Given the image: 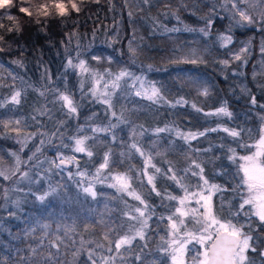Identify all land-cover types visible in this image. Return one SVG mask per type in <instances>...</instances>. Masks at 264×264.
<instances>
[{
  "label": "trees",
  "instance_id": "obj_1",
  "mask_svg": "<svg viewBox=\"0 0 264 264\" xmlns=\"http://www.w3.org/2000/svg\"><path fill=\"white\" fill-rule=\"evenodd\" d=\"M26 2L13 0L8 15L0 14V156L18 162L12 175H29L19 185L0 183V264H171L163 251L177 202L170 197L195 180V162L232 193L236 178L225 177L239 157L229 163L228 152L248 148L229 143L223 129L242 134L264 115V83L252 78L264 18L242 21L233 0H76L80 11L69 5L63 17L56 9L28 16L19 11ZM246 37L252 49L244 62L235 60L229 51ZM188 49L196 53L185 59ZM81 60L86 70L75 67ZM121 71L130 75L114 88ZM153 87L159 96L150 100ZM221 107L231 116L216 114ZM17 124L29 135L23 151L13 147ZM76 139L84 140V152L75 151ZM121 175L144 204L120 189ZM89 187L95 196L84 191ZM137 226L144 238L135 235L117 252L115 242ZM262 244L261 238L255 253L264 259Z\"/></svg>",
  "mask_w": 264,
  "mask_h": 264
},
{
  "label": "snow or ice",
  "instance_id": "obj_2",
  "mask_svg": "<svg viewBox=\"0 0 264 264\" xmlns=\"http://www.w3.org/2000/svg\"><path fill=\"white\" fill-rule=\"evenodd\" d=\"M145 2H147V0H145ZM244 2L247 3L248 0H244ZM256 2L258 4H264V0H256ZM69 5L72 10L76 12L80 11V7L78 6L76 0H68L67 4L64 2V0H52L51 5H49L48 3L38 5L37 14L48 16L50 15L49 7H51L56 9L59 16L63 17L68 14ZM12 6L13 0H0V8ZM233 6L235 7V5ZM19 11L21 13H25L28 16L33 15V13L26 7H21ZM238 15L240 16L242 21H245L249 24L254 22L253 17L245 11H238ZM261 16L262 18H264V12L261 13ZM8 20L16 23L17 27L15 30H20L18 21H16L15 17L9 15ZM2 27L4 26L0 25V28ZM8 31L11 32L13 31V29L9 28ZM201 31H203V29H201ZM224 39L230 41L231 38L225 37ZM3 40L4 37L0 36V41ZM0 51H3V49H0ZM132 51L133 54H135L134 50ZM92 58L94 60L101 59V57L98 56H93ZM236 59H240V57L237 56ZM187 62L196 63L197 61L193 59ZM225 63L227 62L225 61ZM69 64L71 65V61H69ZM75 67L86 70L85 62L83 60L80 61L79 65H75ZM128 75H130V73L121 71L119 75L116 76V79L115 81H113L112 86L114 88L118 87L119 85L117 82L122 77ZM136 79L139 80L140 78L137 77ZM105 88H107V85H105ZM204 94L207 95L206 90ZM136 95H141V92H137ZM19 96V92L13 95L12 102L16 104L20 103ZM158 96L159 89L153 87L151 95H149L147 98L151 100L153 99V97ZM60 98L65 101L66 106L68 107L70 112H76V108L73 106L72 100L69 98V96L62 95ZM105 103H108V101H105ZM253 103H255V100H253ZM193 107H195V105H193ZM216 114L231 116V113L228 112L224 107L219 108ZM113 115H115V113H113ZM16 123H19V121H17ZM5 127H7V124H5ZM157 131H164V129H157ZM212 131H216V129H212ZM223 131L228 132L229 135L234 138L240 136V132L236 130L224 128ZM203 134L204 133H200V135ZM195 135L196 134H189V137L195 138ZM189 137H185V139H188ZM75 143V151L84 152L86 150L83 146V139H76ZM133 147H135V145H133ZM244 147H254L255 151H252L249 155H243L239 157V160L242 161V163H240L238 166L239 172L242 173L240 183L244 186L247 193L245 197H242L240 208L243 209L245 205H250L254 210L253 214L259 217L260 221L264 222V128L261 129L259 139L254 145H244ZM229 151L233 153L232 156H229V159L235 161V150L230 149ZM88 155L91 156L92 153L88 152ZM61 163H64V161L62 160ZM107 164L108 158L106 154L104 164L101 165V168L107 167ZM196 167L200 168V173L203 172V169L199 164H197ZM156 171L159 172V169H156ZM0 175H3V173H0ZM193 175H198V173L194 172ZM171 178L175 179V176L173 175ZM153 179L154 178L152 176H149L148 182L152 184ZM200 179L203 180L205 185H208V181L203 177V175H200ZM117 180L121 190H127L130 187L128 178L126 176L117 177ZM113 186L115 187L116 185ZM239 186L240 185H237V187ZM211 188L218 189V186L211 185ZM84 191L95 196V192H93L90 187L85 188ZM153 191H155V185H153ZM185 193L186 195L183 197H170V199L173 200L178 199L180 205V207L176 208V211L173 214L179 215V221L177 222V220L173 219L172 216L168 218L170 221L172 239L166 242L168 244V247L163 249L165 253H169L171 255L172 264H185V253L188 251V245L192 244L193 242L200 245L202 251L197 252L192 257V264H254V261L251 260L247 255L249 250H251L252 252L257 251V249L251 243L253 237L243 231V225L233 223V221L229 219H221L215 214L212 206L211 192L209 193V195L205 196L202 191L188 193L187 189H185ZM130 194L135 195L134 193ZM195 197H199L198 199H196V204L199 205L200 208L204 209L203 212H200L199 208L191 209L190 213L189 211H185L184 209L186 206V202L190 198ZM40 199L43 200L44 197L41 196ZM135 199L139 200L141 204H144V201L139 195H135ZM145 207L147 206L145 205ZM136 211L140 213V216L144 215V212L141 211V209L137 208ZM189 214H191L195 218V223L199 227L194 231H186L181 236L179 235L181 232V228L179 227V225L184 224L183 217H186ZM146 224L147 222L144 221V226H146ZM136 235L140 236L141 239L144 238L142 231H138ZM134 238L135 237L128 236L120 237L115 242L116 251L119 252L120 249L125 245H130L132 243V239ZM109 251H111V248L109 249ZM260 254L264 255V251H261Z\"/></svg>",
  "mask_w": 264,
  "mask_h": 264
},
{
  "label": "rangeland",
  "instance_id": "obj_3",
  "mask_svg": "<svg viewBox=\"0 0 264 264\" xmlns=\"http://www.w3.org/2000/svg\"><path fill=\"white\" fill-rule=\"evenodd\" d=\"M26 1L28 2L25 3V7L28 8L29 10H33L34 12L37 11L38 5L44 4V3H48L49 5H51V2H52V1L43 2L42 0H32V1L26 0ZM233 1H234L233 3L236 5L235 10L237 12L238 11L247 12L249 15L253 17L254 22L255 21L258 22V20L262 17L261 13L264 12V4H258L256 0H248L247 3H245L244 0H239L240 5L237 6L238 4L235 3V0ZM64 2L67 4L68 0H64ZM53 9L54 8L49 7V10H53ZM0 14L8 15L7 7L0 8ZM252 43L253 42H252L251 37L239 39L238 44H236L237 48L235 49L234 52L229 51V55L235 60H238L236 59V57L239 56L241 61L244 62L245 57L249 54V52L252 49ZM257 49H258L257 50L258 56H257V61L255 63V67L252 70L253 72L252 78L255 82H258L261 85L264 83V40H261L259 42ZM195 53L196 51H193L192 49H188L186 52H184L183 58L189 59L191 56L195 55ZM237 83L240 84V86L243 87L244 89H247L248 82L245 81L244 79L239 78ZM206 87L207 85L205 83L199 86V90L201 94L205 93ZM262 116L263 117L260 120V125L258 128L255 129L254 126H252L250 123H247L243 133L240 134L239 137L234 138L231 135H229L228 132H225V131L223 132L224 137L227 139H230L229 143L235 140L238 143V145L242 147V149L248 148V150H245L246 152L242 151L241 153L235 154V156L240 157L243 155H249L252 151H255L254 147H244V145H249V146L254 145L256 141L259 139L260 131L262 128H264V115ZM17 120L18 118H16L14 122L16 123ZM28 140H29V135H27V133L23 131H20V125L17 124L16 131L14 132V140H13L14 149H19L23 151L24 148L22 147L24 146L25 143L27 144ZM83 146L85 147V144ZM228 155L232 156L233 153L228 152ZM229 156H228V159L226 160L230 163L231 161L229 160ZM70 157H72L71 159L75 161L76 156L71 155ZM60 159L70 161L69 159L65 157H62V158L57 157L55 158L57 164H60L59 163ZM237 163L240 164L242 163V161L238 159ZM17 164L18 162L16 161L15 158L7 162L6 160L3 159V157L0 156V173H3V175H0V183L4 182L10 186H15V185L20 184L19 180L24 181V182H27L29 180V175L25 176V171L23 170L19 172L20 177L22 179L17 177L18 173L12 175V172L14 171ZM197 164L198 162L197 163L195 162V164L193 165L194 167L192 169L195 173H198V175H194L195 180L194 181L190 180V182H188L187 185H185L183 189H180V192L177 198L183 197L186 195L185 189H187L188 193L202 191L205 196L209 195V193L211 192L212 206H213V211L215 212V214L219 216L221 219H229V220H232L233 223H236L238 225H243V231L253 237L251 243L255 248H257V245L260 239L262 238L263 244L261 246L262 249H260V253L261 251H264V222L260 221L259 217L253 214L254 210L252 209L250 205H245L243 209L240 208V204L242 203V197H245L247 194L246 189L240 183L242 173L239 172L238 168L237 170L236 168L235 169L233 168L231 172H228L229 175H227L225 179H227L229 176L232 179L233 175L235 176L236 179L234 178L235 180H233L231 184V188L233 189L232 193L228 192L227 194L226 193L227 186L225 184L221 186L220 184L216 182H212L208 180L204 176L203 172L200 173V168L196 167ZM31 165L32 164H30V166ZM60 165H63V164H60ZM200 167L202 168V165H200ZM234 170L237 172V175H235ZM200 175H203V177L207 179L208 185L204 184L203 180L200 179ZM121 176H124V175H121ZM211 185H217L218 189H212ZM237 185H240V186L237 187ZM126 191L128 193H134V194L136 193V191L134 190V188L131 187V185ZM198 198L199 197L190 198L186 202V206L184 210L189 211L190 213L191 209L199 208L200 212H203L204 209L200 208V206L196 204V199ZM232 202H235L234 206ZM177 207H180L178 199H177V202H175V204L173 203V205L170 207L168 215L169 217L172 216L173 219L177 220L178 222L180 219L179 215L178 214L173 215ZM183 219H184V224L179 225V227L181 228V232L179 235L182 236L184 232L194 231L199 227L198 225H196L195 218L191 214H189L186 217H183ZM106 222L107 220L101 222L102 228L105 227ZM165 228H166V232H164V235H163L164 243H165L164 248L168 247V244L166 242L172 239L169 220L166 223ZM138 231L143 232V229L141 228V226H137V228H135L132 232L125 234L123 236L134 237ZM199 251H202V248L200 245L196 244L195 242L188 245V251L185 253V257H184L185 264H192V257ZM167 254H168V260L172 264L171 255L169 253ZM247 255L249 256L251 260L254 261V264H264V259L258 258L255 252H252L251 250H249ZM263 256L264 255H262V257Z\"/></svg>",
  "mask_w": 264,
  "mask_h": 264
},
{
  "label": "water",
  "instance_id": "obj_4",
  "mask_svg": "<svg viewBox=\"0 0 264 264\" xmlns=\"http://www.w3.org/2000/svg\"><path fill=\"white\" fill-rule=\"evenodd\" d=\"M62 160H63V159H60V160H59V163H60V164H63V165H65V166L69 165L70 162H68V161H66V160H63L64 163H61Z\"/></svg>",
  "mask_w": 264,
  "mask_h": 264
}]
</instances>
